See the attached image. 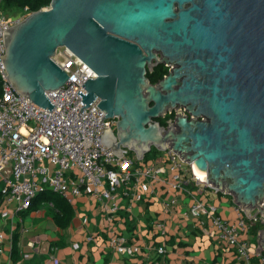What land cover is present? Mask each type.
<instances>
[{
    "label": "water",
    "instance_id": "95a60500",
    "mask_svg": "<svg viewBox=\"0 0 264 264\" xmlns=\"http://www.w3.org/2000/svg\"><path fill=\"white\" fill-rule=\"evenodd\" d=\"M2 42L6 79L31 103L53 108L46 92L68 76L52 58L66 48L96 75L82 108L98 99L117 118L104 146L137 159L169 148L246 216L264 215V0H51ZM157 65L170 70L151 84ZM173 110L164 129L156 120Z\"/></svg>",
    "mask_w": 264,
    "mask_h": 264
},
{
    "label": "built area",
    "instance_id": "2783aa9c",
    "mask_svg": "<svg viewBox=\"0 0 264 264\" xmlns=\"http://www.w3.org/2000/svg\"><path fill=\"white\" fill-rule=\"evenodd\" d=\"M30 14L24 8L9 18L0 7V56L5 52L3 31ZM52 60L66 72L68 80L59 89L46 92L53 106L49 112L14 91L0 57V215H6V207L17 213L29 210L32 201L47 191L68 203L83 193L98 195L107 201L101 209L108 214L119 208L117 192L131 204L141 201L143 195L161 193L163 211L173 209L178 196L184 193L191 198V204L183 217L189 216L204 231H211L220 244L234 252L238 264H251L249 231L264 222V215L246 216L238 207L233 220L222 218L218 208L207 204L202 196L205 190L215 194L219 191L208 183L206 175L199 177L192 164L183 162L169 148L155 149V161L144 160V156L131 157L125 148H121L125 151L120 153L122 156H116L101 143L100 135L108 128L114 134L117 118H104L105 113L97 106L98 99L82 108V98L77 94L86 93L82 85L95 79V73L66 48L57 49ZM80 109L83 112L79 117ZM153 225L156 231H165L163 222L153 221ZM2 241L0 233V244ZM123 242L111 233L109 243L117 253L128 256L139 253L137 246H126ZM163 252V247L158 248L159 254Z\"/></svg>",
    "mask_w": 264,
    "mask_h": 264
},
{
    "label": "crops",
    "instance_id": "0c3cea01",
    "mask_svg": "<svg viewBox=\"0 0 264 264\" xmlns=\"http://www.w3.org/2000/svg\"><path fill=\"white\" fill-rule=\"evenodd\" d=\"M117 195L119 208L114 214L101 209L105 199L89 193L73 203L60 198L59 210L64 213L43 202L39 195L29 210L17 213L6 207V215H0V264H238L234 252L220 244L211 231H204L197 220L183 217L191 204L188 195L178 196L174 208L167 211L161 208V193L143 195L133 204L120 192ZM202 196L207 204L218 208L222 218L236 217L238 207L231 195L205 190ZM153 221L163 222L165 231H156ZM254 228L256 225L250 228L248 237L250 263L261 264L264 253L257 252L260 230ZM111 233L124 245L137 246L139 253H117L109 243ZM160 247L162 254L158 253Z\"/></svg>",
    "mask_w": 264,
    "mask_h": 264
},
{
    "label": "trees",
    "instance_id": "16d2710c",
    "mask_svg": "<svg viewBox=\"0 0 264 264\" xmlns=\"http://www.w3.org/2000/svg\"><path fill=\"white\" fill-rule=\"evenodd\" d=\"M51 0H0V7L2 12H4V14H6V11H10L12 9H16L20 12V10L26 8L30 13L33 12H37L41 9L44 8H48L49 4H50ZM13 16H8L9 18L14 17ZM167 73L166 68L163 65H160L157 68H153L151 71H148L146 74V77L148 78L149 82L151 84H156L159 80H161L164 75ZM2 93V89H1V82H0V96ZM172 115L168 116L166 119H171ZM166 119L164 120H160L157 119L156 121L160 124L161 127H165L167 126L166 124ZM152 150L150 152H153L154 154L156 153V150L154 148H151ZM146 156H144V158H146ZM38 197H40L42 199L43 202H48L51 203L53 205V207H56V209L59 210V206H61L58 203V200L61 198L59 195L52 193L50 191L44 192L42 194H40ZM63 199V198H61ZM64 200V199H63ZM64 202V201H63ZM65 203V202H64ZM63 203V205H64ZM65 207H67L66 205H64ZM60 212L64 213L63 210H59ZM56 218V217H54ZM57 220V218H56ZM56 224L57 221H56ZM261 226H257L256 228H254L255 231H258L259 229L261 230Z\"/></svg>",
    "mask_w": 264,
    "mask_h": 264
},
{
    "label": "rangeland",
    "instance_id": "374dc122",
    "mask_svg": "<svg viewBox=\"0 0 264 264\" xmlns=\"http://www.w3.org/2000/svg\"><path fill=\"white\" fill-rule=\"evenodd\" d=\"M45 9V8H44ZM19 13V11L18 10H16V9H12V10H10V11H6V16H13V15H17ZM60 49V48H59ZM129 154H130V156L131 157H133L135 154L132 152V151H130L129 150ZM155 154L153 153V152H149V153H147V157L146 158H144V160H154L155 161ZM260 230V229H259ZM251 235H252V233H250ZM254 235V234H253ZM250 236V235H249Z\"/></svg>",
    "mask_w": 264,
    "mask_h": 264
},
{
    "label": "flooded vegetation",
    "instance_id": "af4514ba",
    "mask_svg": "<svg viewBox=\"0 0 264 264\" xmlns=\"http://www.w3.org/2000/svg\"><path fill=\"white\" fill-rule=\"evenodd\" d=\"M160 65H157V66H155L154 68H157V67H159ZM164 67L166 68V70H167V73H168V71L170 70V67L169 66H166V65H164ZM167 73L164 75V76H166L167 75ZM170 115H172V118L171 119H166L168 116H170ZM174 116H175V111L173 110L171 113H167V114H165V116L164 117H162V118H159L160 120H165L166 119V124H167V126H165L164 127V129H167V127H168V123L171 121V122H173V119H174ZM262 226V224H257V226Z\"/></svg>",
    "mask_w": 264,
    "mask_h": 264
},
{
    "label": "bare ground",
    "instance_id": "6f19581e",
    "mask_svg": "<svg viewBox=\"0 0 264 264\" xmlns=\"http://www.w3.org/2000/svg\"><path fill=\"white\" fill-rule=\"evenodd\" d=\"M195 170H196L195 173H196L199 177H204V175H206V174L200 172V171L197 170V169H195Z\"/></svg>",
    "mask_w": 264,
    "mask_h": 264
}]
</instances>
